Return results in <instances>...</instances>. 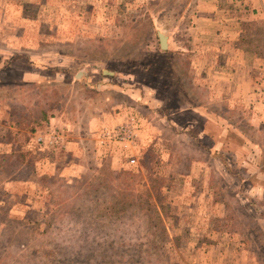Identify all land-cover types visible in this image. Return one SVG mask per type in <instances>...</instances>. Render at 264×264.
<instances>
[{
    "label": "rangeland",
    "instance_id": "1",
    "mask_svg": "<svg viewBox=\"0 0 264 264\" xmlns=\"http://www.w3.org/2000/svg\"><path fill=\"white\" fill-rule=\"evenodd\" d=\"M0 264H264V0H0Z\"/></svg>",
    "mask_w": 264,
    "mask_h": 264
},
{
    "label": "built area",
    "instance_id": "2",
    "mask_svg": "<svg viewBox=\"0 0 264 264\" xmlns=\"http://www.w3.org/2000/svg\"><path fill=\"white\" fill-rule=\"evenodd\" d=\"M104 137L106 139L110 140H116L117 142H120L125 148H127L129 145H133L136 138V132L129 124H123L118 126L115 131L112 133H105ZM39 142H42V138L38 139ZM60 143V137L53 133L50 134L48 137V144L50 146H57ZM130 164L135 163V159H130Z\"/></svg>",
    "mask_w": 264,
    "mask_h": 264
},
{
    "label": "crops",
    "instance_id": "3",
    "mask_svg": "<svg viewBox=\"0 0 264 264\" xmlns=\"http://www.w3.org/2000/svg\"><path fill=\"white\" fill-rule=\"evenodd\" d=\"M61 68H59V69H56L55 71H59ZM78 75V73H76V76ZM30 78V77H29ZM32 79H30V81H31ZM103 86H104V84H103ZM102 86V87H103ZM99 88L97 87L96 88V91L97 92H99V90H98ZM122 89H120V91H121ZM125 90V89H124ZM121 92H123V91H121ZM42 96V95H41ZM40 96V97H41ZM55 109V108H54ZM214 114H213V117L215 118V119H220V116H218V114L216 113V112H213ZM40 120H41V118H40ZM113 125V124H112ZM86 128H84V129H82V131H79L78 132V134L80 133V132H83L84 130H85ZM50 132V131H49ZM45 134V133H44ZM43 136H45V138H47L48 137V135H43ZM48 139V138H47ZM70 144H75V143H67V146H69ZM67 150H68V148H67Z\"/></svg>",
    "mask_w": 264,
    "mask_h": 264
},
{
    "label": "water",
    "instance_id": "4",
    "mask_svg": "<svg viewBox=\"0 0 264 264\" xmlns=\"http://www.w3.org/2000/svg\"><path fill=\"white\" fill-rule=\"evenodd\" d=\"M159 40H160V45H161V49L166 50L167 48V44H166V37H164L163 35L159 34Z\"/></svg>",
    "mask_w": 264,
    "mask_h": 264
},
{
    "label": "trees",
    "instance_id": "5",
    "mask_svg": "<svg viewBox=\"0 0 264 264\" xmlns=\"http://www.w3.org/2000/svg\"><path fill=\"white\" fill-rule=\"evenodd\" d=\"M165 55V54H164ZM107 71H103V75H105V73H106ZM141 165H142V167H144L145 169H147V167H149V165H148V162L147 161H142L141 162Z\"/></svg>",
    "mask_w": 264,
    "mask_h": 264
}]
</instances>
